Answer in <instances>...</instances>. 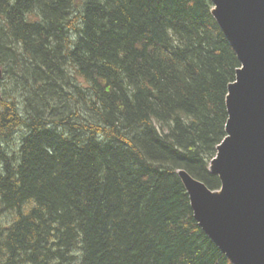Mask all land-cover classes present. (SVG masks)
Returning <instances> with one entry per match:
<instances>
[{
    "label": "trees",
    "instance_id": "16d2710c",
    "mask_svg": "<svg viewBox=\"0 0 264 264\" xmlns=\"http://www.w3.org/2000/svg\"><path fill=\"white\" fill-rule=\"evenodd\" d=\"M210 0H0V264H233L210 189L241 63Z\"/></svg>",
    "mask_w": 264,
    "mask_h": 264
},
{
    "label": "water",
    "instance_id": "95a60500",
    "mask_svg": "<svg viewBox=\"0 0 264 264\" xmlns=\"http://www.w3.org/2000/svg\"><path fill=\"white\" fill-rule=\"evenodd\" d=\"M210 1L241 63L228 85L226 135L209 163L221 185L178 174L198 225L229 260L264 264V0Z\"/></svg>",
    "mask_w": 264,
    "mask_h": 264
},
{
    "label": "rangeland",
    "instance_id": "374dc122",
    "mask_svg": "<svg viewBox=\"0 0 264 264\" xmlns=\"http://www.w3.org/2000/svg\"><path fill=\"white\" fill-rule=\"evenodd\" d=\"M11 79L9 76H4L3 81L0 85V95L3 93L2 88L9 89L11 86Z\"/></svg>",
    "mask_w": 264,
    "mask_h": 264
}]
</instances>
